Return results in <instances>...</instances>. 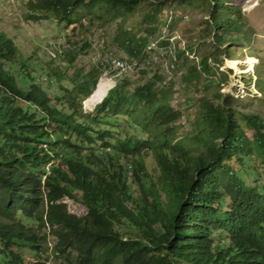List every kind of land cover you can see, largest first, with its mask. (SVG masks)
<instances>
[{
	"label": "trees",
	"instance_id": "trees-1",
	"mask_svg": "<svg viewBox=\"0 0 264 264\" xmlns=\"http://www.w3.org/2000/svg\"><path fill=\"white\" fill-rule=\"evenodd\" d=\"M143 1L27 0L26 17L75 25V36L127 18ZM152 1L147 17L155 19L168 0ZM202 8L208 26L202 35L210 41L183 75L202 93L194 133L185 139L176 127L182 113L159 72L133 90L126 79L118 82L86 113L82 99L98 80L96 67L75 72L74 90L51 96L29 74L8 71L5 62L17 49L0 31L1 264H45L51 237L52 264H264V187L246 183L234 166L256 153L264 174V118L239 116L218 89L227 79L219 70L229 49L225 34L240 32L242 9L230 0H202ZM114 40L135 58L148 45L124 27ZM90 47L88 39L64 57L73 63ZM183 55L179 49L177 61ZM65 197L87 215L69 212ZM27 251L34 261L25 260Z\"/></svg>",
	"mask_w": 264,
	"mask_h": 264
},
{
	"label": "rangeland",
	"instance_id": "rangeland-1",
	"mask_svg": "<svg viewBox=\"0 0 264 264\" xmlns=\"http://www.w3.org/2000/svg\"><path fill=\"white\" fill-rule=\"evenodd\" d=\"M27 0L0 1V31L11 36L19 48V57L14 68L24 73H40L53 75L62 71L60 80L54 76L50 83L42 82L51 96L72 91L77 82L76 73L83 70L86 74L92 68L100 71V76L114 79L116 82L126 79L133 90L135 85L143 84L159 72L165 78L164 85L171 90V103L182 113V118L176 123L177 131L184 139L194 133V122L197 119L199 100L202 93L196 88L197 82L187 83L183 80L184 73L189 66L200 60L203 44L210 38L203 36L207 33V14L202 8V0H168L155 19L147 14L151 11L152 0L143 1L136 11L125 19H117L104 24L101 28H92L88 32L79 31L75 36L72 32L75 25L68 26L66 22L57 21L50 17L46 19H28L26 17ZM235 6L241 7L244 24L239 33L227 32L229 39L223 47H229L228 52L221 55L219 70L227 75L225 82H221L219 90L228 94V100L237 114L257 113L264 118V0H230ZM84 23H87L84 20ZM124 27L132 31L138 38H145L148 42L143 54L132 57L114 40L117 30ZM148 27H155L148 32ZM206 31V32H205ZM203 34V35H202ZM211 35V34H210ZM89 39L91 47L78 56L73 63H68L62 55L53 59L51 47L55 51H67L74 46L80 48ZM162 41L168 44H161ZM192 45V50L188 48ZM185 50L181 61H177V51ZM213 49V46H211ZM234 53V54H233ZM239 59L235 66L229 64L228 55ZM122 58L127 62L128 70L119 74L114 69L112 61ZM19 60H22L19 63ZM247 60V61H246ZM211 66L216 67L212 62ZM218 65V64H216ZM146 71L147 74H144ZM216 88V87H215ZM240 116V115H239ZM241 118V117H240ZM244 121V120H243ZM120 124H125L122 120ZM249 136L254 130L246 127ZM136 133V131H132ZM253 156L243 157V163H234L239 176L248 184L264 185V174ZM148 169L158 175L159 169L154 160L148 159ZM258 169V172H257ZM69 212L79 216L87 215V208L71 199L62 200ZM49 255H54L50 248L55 243L49 238ZM34 254L26 252L25 260L34 261ZM59 263V260L57 261ZM1 264V263H0Z\"/></svg>",
	"mask_w": 264,
	"mask_h": 264
},
{
	"label": "clouds",
	"instance_id": "clouds-1",
	"mask_svg": "<svg viewBox=\"0 0 264 264\" xmlns=\"http://www.w3.org/2000/svg\"><path fill=\"white\" fill-rule=\"evenodd\" d=\"M0 1H3V0H0ZM2 31V30H1ZM2 32H4V31H2ZM5 33V32H4ZM6 34V33H5ZM12 41H13V43H14V45H15V47H16V49H17V51H16V53H15V56H14V58L12 59V60H6V68L8 69V71L10 72V73H12V74H14V75H16V76H19V74L20 75H25V76H28V74L31 76V77H34L35 79H36V82L45 90V91H47V89H45L43 86H42V82H44V83H50V82H52V81H54V79L53 78H51V76H54L57 80H60L61 79V77H59L56 73H54L53 75H51L50 73H48V74H38V73H36V72H34L33 74L32 73H24V72H20V71H18V69H20V67H22V65L20 64L19 66L17 65V68H14L15 66H14V64L16 65V62H17V59H18V57H19V48H18V46H17V44L15 43V41H14V39L11 37V36H9L8 34H6ZM50 51V54L54 57L53 59H55V58H57V57H59L60 55H62L63 54V56H64V51H62V50H59V52H57V51H55V47H51V49L49 50ZM120 59H122V58H120ZM228 59H231V58H228ZM114 60V59H113ZM124 60V59H123ZM22 60H19V63L21 62ZM125 61V60H124ZM126 62V61H125ZM112 64H113V61H112ZM126 65H127V62H126ZM14 66V67H13ZM115 69V68H114ZM115 70H117L118 71V73L119 74H122V73H124V72H126L127 70H128V65H127V70H125V71H123V72H120L118 69H115ZM51 75V76H50ZM103 78V76H100V74L98 75V80H97V82H96V84H95V86L92 88V90H91V92L87 95V96H85L83 99H82V108H83V111L84 112H86V113H90V112H93L94 111V109L105 99V97L107 96V94L110 92V90L111 89H113L116 85H117V83L118 82H120V81H118V82H116L115 80V83H114V86L106 93V95H105V97L99 102V103H97L92 109H86V107H85V102H86V100L94 93V91L97 89V86H98V84H99V82H100V80ZM108 78V77H107ZM28 85V84H27ZM27 85H24L23 86V88H25ZM74 89H75V87H74ZM73 89V90H74ZM67 91H69V90H66V92ZM47 93H48V91H47ZM65 93V92H64ZM59 95H61V94H59ZM16 99L17 100H20V101H23L24 103H25V105H29L30 107H31V105H33L32 103H31V101H29V100H27V99H25V98H23V97H19V96H17L16 95ZM36 108L39 110V111H41V108L38 106V105H36ZM44 113V112H43ZM48 121V123L50 124V129L52 128V129H56L57 128V126L54 124V123H52L51 121H50V119H48L47 120ZM44 146L45 147H47V145L46 144H44ZM51 164H49L48 165V167L50 166ZM263 187H264V185L262 186V188L261 189H263ZM65 198H67V197H65ZM64 199V198H63ZM69 199V198H68ZM72 200V199H71ZM48 241L50 242V239H48ZM49 242H48V244H49ZM53 246L54 245H52L51 246V248H50V250H51V252L53 251ZM54 257V255L52 254V256L50 255V259L48 260V261H46L45 262V264H52V258Z\"/></svg>",
	"mask_w": 264,
	"mask_h": 264
},
{
	"label": "bare ground",
	"instance_id": "bare-ground-1",
	"mask_svg": "<svg viewBox=\"0 0 264 264\" xmlns=\"http://www.w3.org/2000/svg\"><path fill=\"white\" fill-rule=\"evenodd\" d=\"M235 59L240 61L237 58H231V59H228L227 61L229 62V61H232V60H235ZM113 67L115 69H118L120 72H123V71L127 70L126 62L123 59H120V58H115L113 60ZM114 83H115L114 79L103 77L100 80V82H99V84L97 86V89L86 100V102H85L86 109H92L97 103H99L105 97L106 93L114 86Z\"/></svg>",
	"mask_w": 264,
	"mask_h": 264
}]
</instances>
